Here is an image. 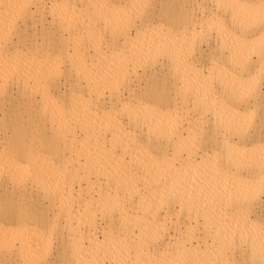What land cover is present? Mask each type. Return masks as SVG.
<instances>
[{
    "label": "bare ground",
    "instance_id": "6f19581e",
    "mask_svg": "<svg viewBox=\"0 0 264 264\" xmlns=\"http://www.w3.org/2000/svg\"><path fill=\"white\" fill-rule=\"evenodd\" d=\"M203 1L0 0V264H264V0Z\"/></svg>",
    "mask_w": 264,
    "mask_h": 264
},
{
    "label": "rangeland",
    "instance_id": "374dc122",
    "mask_svg": "<svg viewBox=\"0 0 264 264\" xmlns=\"http://www.w3.org/2000/svg\"><path fill=\"white\" fill-rule=\"evenodd\" d=\"M202 1H203V0H202ZM204 1H206V2L208 1V2H207V3H208L207 5H210L209 0H204ZM204 1H203V2H204ZM212 6H213V5H210V8H211ZM212 8H213V7H212Z\"/></svg>",
    "mask_w": 264,
    "mask_h": 264
}]
</instances>
